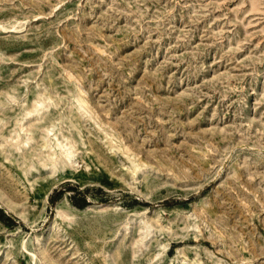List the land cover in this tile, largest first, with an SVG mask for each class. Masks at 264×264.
Wrapping results in <instances>:
<instances>
[{
	"label": "rangeland",
	"instance_id": "rangeland-1",
	"mask_svg": "<svg viewBox=\"0 0 264 264\" xmlns=\"http://www.w3.org/2000/svg\"><path fill=\"white\" fill-rule=\"evenodd\" d=\"M0 264H264V0H0Z\"/></svg>",
	"mask_w": 264,
	"mask_h": 264
},
{
	"label": "bare ground",
	"instance_id": "bare-ground-1",
	"mask_svg": "<svg viewBox=\"0 0 264 264\" xmlns=\"http://www.w3.org/2000/svg\"><path fill=\"white\" fill-rule=\"evenodd\" d=\"M37 108H39V107H37ZM37 110V109H36ZM24 129V128H23ZM25 130V129H24ZM47 133V132H46ZM48 133H49V131H48ZM50 134V133H49ZM51 135V134H50ZM49 136V135H48ZM50 137V136H49ZM28 140V139H27ZM30 140V139H29ZM58 143V142H57ZM58 146V145H57ZM51 148V147H50ZM67 148V147H66ZM58 153L57 154H55V155H53V158H52V160L54 161V163H56L58 160H61V162L63 163V164H66V163H69L70 164V166L72 167V168H74L75 167V162H74V160H73V157H72V152H69V150H65L64 148H63V146H61V145H59L58 146ZM51 151H52V149H51Z\"/></svg>",
	"mask_w": 264,
	"mask_h": 264
},
{
	"label": "trees",
	"instance_id": "trees-1",
	"mask_svg": "<svg viewBox=\"0 0 264 264\" xmlns=\"http://www.w3.org/2000/svg\"><path fill=\"white\" fill-rule=\"evenodd\" d=\"M50 200L53 202V198L51 197ZM84 205H79V207H83Z\"/></svg>",
	"mask_w": 264,
	"mask_h": 264
}]
</instances>
